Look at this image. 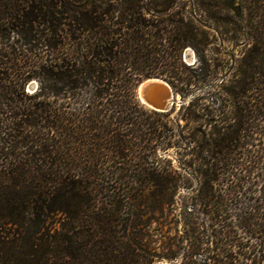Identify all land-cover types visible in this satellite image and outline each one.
I'll list each match as a JSON object with an SVG mask.
<instances>
[{
	"label": "trees",
	"instance_id": "trees-1",
	"mask_svg": "<svg viewBox=\"0 0 264 264\" xmlns=\"http://www.w3.org/2000/svg\"><path fill=\"white\" fill-rule=\"evenodd\" d=\"M0 264H264V0H0Z\"/></svg>",
	"mask_w": 264,
	"mask_h": 264
},
{
	"label": "water",
	"instance_id": "water-1",
	"mask_svg": "<svg viewBox=\"0 0 264 264\" xmlns=\"http://www.w3.org/2000/svg\"><path fill=\"white\" fill-rule=\"evenodd\" d=\"M184 59L193 64V51L187 48L184 52ZM137 96L142 105L149 109L167 113L180 102V97L174 88L162 78L152 77L144 79L137 87Z\"/></svg>",
	"mask_w": 264,
	"mask_h": 264
},
{
	"label": "rangeland",
	"instance_id": "rangeland-1",
	"mask_svg": "<svg viewBox=\"0 0 264 264\" xmlns=\"http://www.w3.org/2000/svg\"><path fill=\"white\" fill-rule=\"evenodd\" d=\"M191 50L193 51V64L192 65H189V63L186 61V59H184V54H183V60L184 62L189 65V66H195L197 67L199 65V57L198 55L196 54V52L191 48ZM209 58L213 57V54H209L208 55ZM232 77V71H230L228 74H226V72L222 71V73L220 75L214 73V72H211V74H207V75H204L200 78V83L199 84H196V85H193V86H202L203 89L205 88L206 90L209 89V87H216V86H221L223 83H222V79L224 78L226 81L225 83L227 82V80H229L230 78ZM31 87L29 88L30 90L34 89L37 85L36 82H32V84L30 85ZM204 89V90H205ZM194 90L196 91L197 88L195 87ZM199 92V91H198ZM177 93V92H176ZM197 93V92H196ZM180 97V102L178 103V105L176 107H174L171 111L167 112L166 114H170V119L174 122L175 120H178V117H179V110L181 108L182 105H186L188 100L189 99H186V100H183L180 96L179 93H177ZM140 101V100H139ZM141 103V102H140ZM142 104V103H141ZM144 106V105H143ZM146 109L148 110H151L149 109L148 107L144 106ZM153 111V110H152ZM175 124V122L173 123ZM180 124L183 125L184 124V121L180 120ZM174 153V150H170L168 155L169 156H172ZM166 155V154H165Z\"/></svg>",
	"mask_w": 264,
	"mask_h": 264
}]
</instances>
